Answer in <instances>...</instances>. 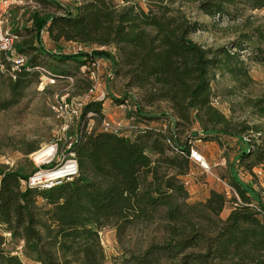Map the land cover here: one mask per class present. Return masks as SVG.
<instances>
[{"label":"trees","instance_id":"16d2710c","mask_svg":"<svg viewBox=\"0 0 264 264\" xmlns=\"http://www.w3.org/2000/svg\"><path fill=\"white\" fill-rule=\"evenodd\" d=\"M31 1L55 10H32L30 27L10 30L17 37L14 56L24 61L16 69L12 60L1 58L0 80L9 94L0 100L1 110L19 103L25 89L39 82L41 68L56 80L73 77V93L83 83L75 93L83 94L90 85V62L102 58L109 61L113 77H125L126 86L141 93L143 103L167 101L172 115L150 116L135 102L126 117L133 118L136 128L123 134L88 130V112L100 121L105 115L102 102L85 103L71 144L77 175L49 188L22 186L37 170L30 161L29 169L0 164V264H103L100 230L156 218L165 222L164 239L130 256L131 264H264V187L254 188L238 176L239 171L264 170V96L243 98L255 121L233 120L212 104L216 71L227 74L236 88L251 80L241 59L251 37L203 46L190 37L203 26L182 9L162 4L144 9L131 0L120 5L115 0H72V6ZM195 1L212 17L244 2L264 7V0ZM42 30L54 49L43 47ZM253 36L264 42L260 26ZM71 42L90 50H68ZM255 52V58L263 55L261 47ZM119 100L125 103L127 97ZM196 124L197 133H191ZM182 129L189 134L181 141ZM223 137L236 141L229 148ZM192 138L216 141L222 148L226 171L218 176L238 198L210 188L203 201L188 202L182 177L192 169ZM38 149L30 145L23 154ZM16 244L27 261L14 252Z\"/></svg>","mask_w":264,"mask_h":264},{"label":"rangeland","instance_id":"374dc122","mask_svg":"<svg viewBox=\"0 0 264 264\" xmlns=\"http://www.w3.org/2000/svg\"><path fill=\"white\" fill-rule=\"evenodd\" d=\"M56 1L62 6H72V0ZM115 1L119 5L123 3V0ZM131 1L139 3L138 5L144 9H147V6L150 5L158 8L157 4L182 9L191 20L197 21L203 26L201 30L190 35L194 41L203 46L219 47L229 45L232 41L244 37L243 34H246L247 37H251V39L247 41L250 48L241 56V59L245 62V68L251 80L244 87L236 88L235 82H233L227 74L222 75L216 71L212 87L215 93L214 96L217 97V104H215V106L226 115H231L233 120L248 118L250 121H255V118L249 114L248 109L242 105V101L245 97L254 99L264 96V42H259L258 40L260 39L253 36L254 29L257 26H260L264 33V7L252 8V2H244L235 7H230L228 14L215 15L212 17L202 13L198 9V3L195 0ZM1 7L2 11H0L2 16H0V20L2 22L0 26L3 29L8 28V30L30 27V15H32V10L39 9L43 12L55 10V7L51 5L42 7L35 2H26V0H22L21 2L10 0L2 3ZM41 41L45 49L50 50L51 48H55L45 32L41 33ZM61 45L64 47L66 43H61ZM66 46H69V44L67 43ZM256 47H261L263 49V55L257 54L259 58H255L256 56L252 54L256 53ZM249 54L253 56L249 58ZM100 61L101 64L98 69V74L99 77L102 78L101 88L108 94V98L104 103V109L106 113L110 114L114 112L116 115L113 118H106L108 121H125L128 107H131L135 102L143 106L144 113L150 116L172 115V110L167 101L157 100L150 104L143 103L141 93L135 88L126 86L125 77L123 78L122 76L115 75V77L108 79L107 74L111 72V65L109 61L104 59ZM66 64L70 66L71 63L67 62ZM76 75V78L80 79V75ZM83 86V83H79L78 89L73 93V88L67 91L68 83L63 79L55 80L54 83L45 84V78H40L39 82L31 84L25 89L19 103L7 109H0V164L3 163L10 167L22 165L29 169V163L31 162V165L37 167L33 159V153L25 155L23 154V150L30 145H34L39 146V149L36 150L37 152L44 147L54 145L56 141L59 142V149H57L58 155L52 162L43 164L41 167H43L42 169H47L59 164L67 143H63V119L61 116L56 115L51 106L57 105L60 101V97L64 95V93H69V97L77 96L75 93H79V90L81 92ZM230 91L232 94H229ZM8 96L5 80L2 79L0 80V100ZM124 97H127L128 102L123 108L119 104V99ZM72 119L70 133L74 136L80 125V119L78 120L74 116ZM100 122V120L90 117H87L85 121L86 125H92L94 129H99ZM159 122L158 120V123ZM154 123L157 122H153L152 124ZM196 127L198 129L197 124L193 128L194 130H191V133L195 132ZM187 134H189V131H183L182 129L179 133L180 140H184ZM223 139L225 143L227 141L230 143L229 148L232 147L234 141H236L233 138L226 140V138L223 137ZM191 142L193 143L194 149L204 156L211 172L216 175L224 172L226 164L222 159V148L216 141L192 138ZM228 154L230 158L233 156V152L230 150ZM220 160H222L223 163H220ZM191 168L187 177L182 178L188 191V202L203 201L210 187H215L220 190L223 189L222 184L216 180L215 176L205 172L199 165L192 163ZM258 169L259 167L253 169V174L239 171V179L246 184L253 185L252 187L254 188L258 185L264 187V170L260 168L261 173L255 176L254 171H258ZM226 211L227 209L222 214V217L225 215ZM164 224L165 222L163 223L160 218H156L148 223H137L124 228H118L116 226L104 227L99 232L104 253L103 264H131L129 261L130 256L143 251L151 243L162 242L165 237L163 229ZM5 235L8 236L6 233ZM11 246L14 245L10 244L9 247ZM15 246L17 250L14 252L19 254L22 259H25L22 256L19 244Z\"/></svg>","mask_w":264,"mask_h":264},{"label":"built area","instance_id":"2783aa9c","mask_svg":"<svg viewBox=\"0 0 264 264\" xmlns=\"http://www.w3.org/2000/svg\"><path fill=\"white\" fill-rule=\"evenodd\" d=\"M8 1L10 0H0V10L1 11H2L1 4L8 2ZM13 1L21 2L22 0H13ZM26 2L33 3V1L31 0H26ZM1 11H0V16H2ZM1 22L2 21L0 20V23ZM43 32L45 31L42 30L41 33ZM16 38L17 37L15 35L10 33V30H8V28L3 29L0 26V62H1L2 56H4L5 60L6 59L7 61L12 60L13 68L18 69L19 66L23 64L24 58L14 56L13 42ZM68 44L69 46H66V48L73 52L90 50V47L84 44L81 45V43H78V42H71ZM100 60L102 59L99 58V59L92 60L90 62V68H89V73H88L90 85L88 86L86 91H84L83 94L69 97V93H64V95L60 97V101L58 102V104L51 106L52 110L56 113V115L61 116L63 119V125H62V129L64 130V135H63L64 142L63 143H67L65 145V149L63 150L64 154L62 155L59 164H57L56 166L52 168H47V169H42L43 167H41V165L43 166V164H49L50 162H52V160H54L56 156L58 155L57 149H59L58 148L59 142L56 141L54 145L50 146L52 150L49 155L45 156L43 160L39 163H36L34 161L38 168L36 167L37 170L32 175H30L27 180H23L21 182L23 187L30 186L32 188L33 186H41L43 188H49L50 186L54 184L60 183L64 179H70L74 175H77L78 165L74 157V153L71 150V144L75 141V135L73 136V134L70 133V127L72 126L73 116L76 117L78 120L81 118L82 109L85 103L90 102V101H100L103 104L108 98L107 97L108 94L106 93V91H104V89L101 88L102 78H100L98 74V69L101 64ZM40 72H41L40 78L41 79L45 78V84L55 82L56 79L48 71L41 68ZM107 76H108L107 77L108 79L113 78L112 69H111V72H108ZM63 80L66 83H68L67 91H70L73 88L74 78L71 76H68L64 78ZM125 104H127V101H125V103L120 104V106L124 108ZM212 104L213 105L217 104V97H212ZM127 110H130V107H128ZM91 115H92L91 112H88L86 114L87 117H90ZM132 128H136L135 124H133L132 117L130 118L126 117L125 121H117V122H111V121H108L106 118H104L102 119L99 125V130L101 131H108V132H115V133H122V134L123 132L128 131ZM87 129L88 130L92 129V125H88ZM48 147L49 146L44 147V148H48ZM190 159L192 163H195V165L196 164L199 165L205 172H208L211 175H214L216 180H218L219 183L222 184L223 186V189L221 191H223L228 197L231 195H234L238 198L235 190L226 181L221 179L215 173L211 172L210 167L208 163L206 162L204 156L199 151L195 150L194 147L190 149ZM54 172H60L59 176H56L52 179H47V178L44 179V177H42L46 174L54 173ZM254 173L255 175L260 174L261 173L260 168L258 169V171H254Z\"/></svg>","mask_w":264,"mask_h":264},{"label":"bare ground","instance_id":"6f19581e","mask_svg":"<svg viewBox=\"0 0 264 264\" xmlns=\"http://www.w3.org/2000/svg\"><path fill=\"white\" fill-rule=\"evenodd\" d=\"M51 150L52 149L50 147H48V148H43V149H41V150H39L37 152L35 151L33 153V159H34V161L36 163L41 162L45 156H47V155L50 154ZM59 173L60 172L49 173V174H46V175H44L42 177H44V179H46V178L47 179H52V178H54L56 176H59Z\"/></svg>","mask_w":264,"mask_h":264},{"label":"crops","instance_id":"0c3cea01","mask_svg":"<svg viewBox=\"0 0 264 264\" xmlns=\"http://www.w3.org/2000/svg\"><path fill=\"white\" fill-rule=\"evenodd\" d=\"M105 103V102H104ZM102 104V106H103V112H104V115H105V117L104 118H113L114 116H116L115 114H114V112H111L110 114H108V113H106V111H105V109H104V106H105V104ZM123 118V117H122ZM122 120V119H121ZM223 159V158H222ZM223 161H224V159H223ZM223 161L222 160H220V163H223ZM191 170V169H190ZM185 177H187V174L186 175H184L182 178H185ZM210 188H215V187H210ZM217 189V188H216ZM218 190H220V189H218ZM207 195H208V191H207V193H206V195H205V198L207 197Z\"/></svg>","mask_w":264,"mask_h":264}]
</instances>
